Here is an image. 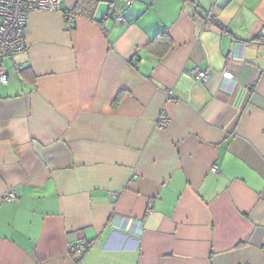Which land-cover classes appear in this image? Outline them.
Segmentation results:
<instances>
[{"label":"crops","instance_id":"crops-1","mask_svg":"<svg viewBox=\"0 0 264 264\" xmlns=\"http://www.w3.org/2000/svg\"><path fill=\"white\" fill-rule=\"evenodd\" d=\"M94 1L0 61V264H264V0Z\"/></svg>","mask_w":264,"mask_h":264},{"label":"built area","instance_id":"built-area-1","mask_svg":"<svg viewBox=\"0 0 264 264\" xmlns=\"http://www.w3.org/2000/svg\"><path fill=\"white\" fill-rule=\"evenodd\" d=\"M59 10L60 0H0V61L11 60L13 55L26 51L25 27L31 12H54ZM204 21L206 24H217L212 11L206 12ZM234 61L235 58L231 54L225 56L221 76L224 81H233V75L229 69ZM208 71L209 69H195L187 73L186 77L204 83L208 79ZM8 80V71L3 66H0V85H6L9 82ZM155 124L156 127L166 128L169 126V119L162 113ZM211 171L213 173L217 172L215 167ZM14 199L15 195L13 192H10L5 198L7 202H13ZM88 248L86 241L79 239L71 251L81 255Z\"/></svg>","mask_w":264,"mask_h":264},{"label":"trees","instance_id":"trees-1","mask_svg":"<svg viewBox=\"0 0 264 264\" xmlns=\"http://www.w3.org/2000/svg\"><path fill=\"white\" fill-rule=\"evenodd\" d=\"M96 6L94 0H76V7L79 8L78 14L81 16H86L88 18L92 17L93 10ZM72 15V13L70 14ZM112 14L109 13L107 16L110 17ZM68 16H66L67 18ZM172 47V42L167 34L162 31L155 38L150 40L145 46V49L158 57L163 56Z\"/></svg>","mask_w":264,"mask_h":264},{"label":"water","instance_id":"water-1","mask_svg":"<svg viewBox=\"0 0 264 264\" xmlns=\"http://www.w3.org/2000/svg\"><path fill=\"white\" fill-rule=\"evenodd\" d=\"M263 35H264V33H263Z\"/></svg>","mask_w":264,"mask_h":264}]
</instances>
